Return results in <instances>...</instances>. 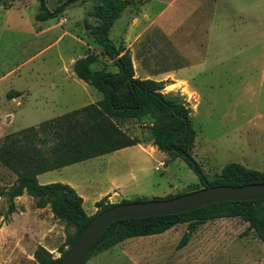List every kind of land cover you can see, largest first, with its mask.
Masks as SVG:
<instances>
[{"label":"rangeland","instance_id":"obj_1","mask_svg":"<svg viewBox=\"0 0 264 264\" xmlns=\"http://www.w3.org/2000/svg\"><path fill=\"white\" fill-rule=\"evenodd\" d=\"M44 1L52 10L67 0ZM100 2L73 0L57 17L36 20L39 0L0 1V143L101 98L93 83L72 73L73 61L86 52L98 57L92 68L116 71L82 23H96L90 12ZM108 37L128 50L136 77L162 82L165 96L189 108L196 132L190 154L208 179L230 161L264 171V0H130ZM10 89L20 94L9 98ZM148 122L143 117L118 125L145 142ZM15 180L0 163V189ZM37 180L75 185L87 214L97 211L92 202L102 195L110 194L112 203L152 200L201 186L181 157L137 145ZM12 200L9 212V197L0 195V264H37L32 253L38 245L59 257L72 228L25 192ZM186 226L127 238L84 264H264V245L239 217L209 219L178 247Z\"/></svg>","mask_w":264,"mask_h":264},{"label":"trees","instance_id":"obj_2","mask_svg":"<svg viewBox=\"0 0 264 264\" xmlns=\"http://www.w3.org/2000/svg\"><path fill=\"white\" fill-rule=\"evenodd\" d=\"M71 1L73 0H67L49 10L45 1L39 0V11L35 14V19L55 18ZM129 4L130 0H101L90 12L96 18V23L92 24L85 18L82 22L102 48L103 54L116 67V71L92 68L91 65L98 60L93 52H86L72 63L75 76L96 85L101 99L43 120L35 127L29 126L11 133L0 143V163L16 175L15 183L10 189H0V195L6 194L9 197V212L14 208L12 199L23 192L34 199L38 208L48 204L53 217L72 228L66 239L68 247L96 213L117 203L105 202L106 197H103L95 202L97 211L89 215L82 206L81 196L73 187L62 182L40 184L36 175L141 142L125 133L119 127V122L148 117V140L169 157H181L197 174L201 186L190 191L205 186L264 182V171L234 161L225 163L215 179L207 178L190 154L196 132L190 122L189 108L184 103L165 96L162 82L135 77L128 50L123 46H116L108 37L114 20ZM19 94V91L10 89L6 96L11 98ZM179 194H167L159 199ZM144 200L147 199L139 197L134 201ZM125 202L129 200L121 199L118 203ZM220 217L241 218L247 222L246 229L252 230L264 245V198L220 201L176 214L113 221L89 246L78 264H84L90 257L127 238L161 233L177 223L186 222V231L178 242V247H181L199 225ZM66 250L60 251V256ZM33 258L37 264H55L59 257H53L48 250L38 245L33 251Z\"/></svg>","mask_w":264,"mask_h":264},{"label":"water","instance_id":"obj_3","mask_svg":"<svg viewBox=\"0 0 264 264\" xmlns=\"http://www.w3.org/2000/svg\"><path fill=\"white\" fill-rule=\"evenodd\" d=\"M261 198H264V182L205 186L168 199L117 203L96 213L77 233L73 243L59 256L55 264H78L105 228L119 219L176 214L214 202Z\"/></svg>","mask_w":264,"mask_h":264},{"label":"crops","instance_id":"obj_4","mask_svg":"<svg viewBox=\"0 0 264 264\" xmlns=\"http://www.w3.org/2000/svg\"><path fill=\"white\" fill-rule=\"evenodd\" d=\"M126 49V48H125ZM114 66V65H113ZM115 67V66H114ZM73 71V70H72ZM73 73V75H75L74 74V72H72ZM135 76V75H134ZM136 77V76H135ZM141 79H143V78H141ZM155 81V80H154ZM85 82V81H84ZM93 89H95L96 90V85H94V84H89ZM101 99V98H100ZM99 98L98 99H96L94 102H92V103H96L98 100H100ZM90 104V103H89ZM87 105V104H86ZM85 106V105H84ZM82 107V106H81ZM80 108V107H79ZM77 109V108H76ZM74 110V109H73ZM71 111V110H70ZM67 112H69V111H67ZM66 113V112H65ZM134 145H137L138 147H140L141 149H145V148H147V149H149L150 151H154L155 150V146L152 144V142H151V140H147V141H145V142H139V143H136V144H134ZM130 146H133V145H130ZM126 147H129V146H126ZM123 148H125V147H123ZM123 148H120V149H123ZM120 149H117V150H120ZM117 150H114V151H117ZM111 152H113V151H111ZM110 153V152H109ZM106 154V153H105ZM103 155V154H102ZM98 156H100V155H98ZM96 157V156H95ZM93 158V157H92ZM90 159V158H89ZM87 160V159H86ZM84 161V160H83ZM80 162V161H79ZM75 163H77V162H75ZM73 164V163H72ZM163 164V161H160L159 162V165H162ZM70 165V164H69ZM157 167V166H156ZM155 167V169H157ZM61 168V167H60ZM57 169H59V168H57ZM54 170V169H53ZM50 171V170H49ZM45 172H47V171H45ZM45 172H42V173H39V174H37L36 175V179H38V177L40 176V175H42L43 173H45ZM37 182H38V180H37ZM51 182H55V181H49V180H44V181H42L40 184H47V183H51ZM39 183V182H38ZM67 184V183H66ZM69 185V184H68ZM71 187H73L74 189H75V191H76V193L79 195V196H81V198H82V206H83V202H84V197H83V195L82 194H80L79 192H77V190H76V187H75V185H70ZM115 194V193H114ZM103 196L104 197H106V199H105V202H106V200H107V202H113L114 200H112V198H111V195L110 194H107V195H102V197L101 198H103ZM100 198V199H101ZM121 198H123V199H126V198H124V197H121ZM99 199H96V200H94L93 202H92V204L94 203V202H96V201H98ZM128 200V199H127ZM90 215V214H89ZM12 222V221H11ZM114 247V246H113ZM33 254V253H32Z\"/></svg>","mask_w":264,"mask_h":264},{"label":"built area","instance_id":"obj_5","mask_svg":"<svg viewBox=\"0 0 264 264\" xmlns=\"http://www.w3.org/2000/svg\"><path fill=\"white\" fill-rule=\"evenodd\" d=\"M157 168V167H156Z\"/></svg>","mask_w":264,"mask_h":264}]
</instances>
